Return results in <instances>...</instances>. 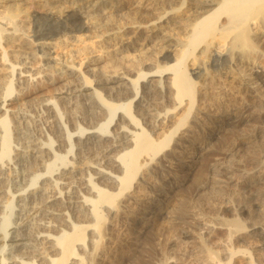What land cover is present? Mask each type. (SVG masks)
<instances>
[{"label":"bare ground","instance_id":"1","mask_svg":"<svg viewBox=\"0 0 264 264\" xmlns=\"http://www.w3.org/2000/svg\"><path fill=\"white\" fill-rule=\"evenodd\" d=\"M163 1L169 5L165 6ZM0 9V264H176L179 258L176 251L173 250L172 255L162 252L166 244L175 248L172 239L170 242L165 238L161 228L162 218L166 217L162 213L170 211V208L166 209L174 199V205L181 209L184 204H190L182 200V194L181 199L176 197L177 190L160 199L161 205L153 217L140 205L139 208H130V203L144 204L146 194L141 188L157 170L175 167L182 171L194 166L196 149L181 147L184 142L194 147L196 131L202 129L195 131L194 127L200 125L202 115L214 117L211 116L213 113H207L208 108L201 106V100L211 90L208 89L209 83L211 87L216 79L226 80L264 104V0H0ZM32 9L42 14L33 15L36 34L41 37L29 41L33 47H30L31 56L13 49L15 60L9 58L8 49L11 51L18 44L21 47L22 38H26L27 33L24 29L21 31L18 22ZM114 11L130 21L127 23L131 32L123 28V23L114 32L108 28L114 22ZM149 11L153 17L146 14L147 19L140 22V13ZM102 12L106 17L100 27L105 36H96V41L80 44L84 42L81 40L78 43L79 36L73 32L85 29L90 19L95 17V21L98 20L96 18ZM141 16V19L145 17ZM62 24L68 31L59 34L57 26ZM174 29L181 35H176ZM140 33L145 37L139 43ZM67 36H74L72 44L73 41L80 44L75 48L83 57L80 55L76 67L73 54L78 52L72 54L68 51L62 58L55 52L64 41H68ZM148 38L156 44L160 42V48L167 54L164 58L169 59L170 64L154 65L144 60L147 50L144 47L150 42ZM95 46L101 49L88 57L92 53L87 54L91 51L89 49H95ZM109 47H112L111 52L106 50ZM34 55L39 61L45 59L53 63L44 62L42 70L40 66L35 71L32 65H28ZM100 60L105 68L101 65L99 69L95 67L94 62ZM120 65H124L123 70ZM81 67H87V71L81 72ZM88 74L96 75L98 83L110 85L109 96L113 98L106 99L96 87H92ZM45 75L48 76L45 85L62 82L63 94L70 88L69 79L65 80L77 78L79 93L90 102V108L92 106L89 111L91 119L98 123L87 130L75 126V133H78L75 136L67 129L69 119L66 118L64 123L61 120L65 115L58 108V102L64 97L45 95L47 98L42 103L45 121L48 127H52L46 143L23 135L20 143L12 145L13 136L20 131L25 117L9 102L16 93L15 87H19L17 98L20 105L27 94L20 85H30L37 80L42 83ZM148 95L152 100L150 105L145 101ZM73 117L74 124L77 120ZM241 118L234 119V124ZM227 138L222 139L224 143L220 144L218 157L211 163L206 162L205 170L198 167L199 170L195 171V201L207 190L210 192L209 188L215 183L212 175L215 176L213 173L219 168L239 166L241 159H231L236 156L232 155L233 150L251 143L247 141L249 138L246 141L243 138L224 148ZM209 143L210 140L199 142L197 150L207 152ZM89 147L98 149L95 161H87L88 155L83 157L84 150ZM261 150L260 156L264 158V149ZM259 174L257 171L244 172L241 187H238L241 191L235 190L233 197L222 202L234 203V212L242 209L248 214L247 220L236 213L231 219L218 215L209 222L198 214L199 202L187 210L192 225L188 228L184 225L185 229L181 231L194 241H189L194 243V264H264V253H260L259 258L255 255L258 252H253L254 239L246 247L238 243L257 234L264 240V178H259ZM239 195L244 203L253 200L254 214L247 204L234 202ZM120 226L127 231L125 237L121 236L125 231L121 233ZM215 228L222 230L217 231L223 234L212 239L210 234ZM142 235L145 236L142 244L147 246L148 253L143 259L129 262L137 252L136 244ZM210 238L213 242H209ZM190 261L193 264L194 259Z\"/></svg>","mask_w":264,"mask_h":264},{"label":"rangeland","instance_id":"2","mask_svg":"<svg viewBox=\"0 0 264 264\" xmlns=\"http://www.w3.org/2000/svg\"><path fill=\"white\" fill-rule=\"evenodd\" d=\"M191 2H188V4H190ZM163 4L165 6L166 5L167 6L169 5L166 1H163ZM183 11H185V10H183ZM29 12H28L27 17L25 19H22L23 21L22 20H19V22H18V23H20L19 24V27H20L21 31H22V29H24V31H26L25 32V34L27 33L26 36H25L26 38H22L23 39V42H21V44H20L21 47L18 44V45H15L13 48H11L12 49L11 51H10V49H8V52H9L8 54H10L9 55L10 56L9 58H13L14 59L13 49L16 50V51H18L19 53H23V55L31 56L32 53H33L32 52L33 47H32V44L29 41H31V40L36 41L37 38L41 37V36H37V34H36L37 25H36L35 20L33 18V15H38L39 13H37V11H35V9L29 10ZM104 14L105 13H103V12L102 13H99V15L96 18L98 20H96V21H95V17H93L92 19H90V21L86 25L84 24L85 25V29L75 30L73 32L76 37L79 36L78 37L79 39L77 38L78 43L81 40H84V42L83 43H80V44H84L85 42H88V41L92 42V40L93 41H96V40H98V38H96V36H99L101 38H103L105 36V35H102L101 34V31H103V30L100 27V25H102V23L104 22V19L106 17V14L105 15ZM140 14L142 15V16L140 15L141 17H143V15L145 16L146 14H147L146 15L147 17L148 16L150 17L151 15H152L151 17H153V13L150 12V11L149 12H145V14L144 13H140ZM39 15H42V14H39ZM114 15H115V16H113L114 22L111 25H109L108 28L109 29H112V32H114L116 30V27L119 26V25H121L123 23L122 24L124 26L123 28H126V30L128 32H131L130 30H132V28H130V26H129L130 24L127 23V21H128V20H126L127 18L124 19L125 17L123 15L121 16L120 12L118 13V12H115L114 11ZM140 16H139V19H140L139 21L140 22H142L145 18L147 19L146 16L143 17L142 19L140 18ZM80 20L83 21L82 18H80ZM128 22H130V21H128ZM57 27H58L57 29L60 31L59 34L62 33L63 31H66V32L68 31V28H66L63 24L62 25H58ZM176 30L177 29H174L173 32L176 33V35H179L180 36L181 35V32L179 30H177V31ZM110 32L111 31H109L108 33H110ZM20 35L21 34L19 32V36ZM67 37H69L70 39L68 38V41H64V44L66 46L64 44H62L64 47L60 45L61 47L59 46L58 49H56V51H55V52H57L58 54L61 55V56L59 55L60 58H62L66 54H68L67 53L68 51L70 53H72V52L74 53L75 51L78 52L77 51V48H75V46L77 47V45L79 46L80 44H75L74 41H73V44H72V40H74V38H73L74 36H72V37L71 36H67ZM82 37H83V39H82ZM142 37L144 38L145 37V34L140 33L139 36H138L139 43L141 42ZM84 38H86V39H84ZM94 38H96V39L94 40ZM148 39H150V42H151L152 38H148ZM69 40H71V41H69ZM77 41H75V42L77 43ZM152 41L154 43L151 42V44H150V42L149 43L147 42L148 44L146 43V46L144 47V48H147V50L145 51V56L146 57L144 58V60L145 61H150L154 65L155 64H160L161 65L162 63L163 64H170L171 61H169V59H167V58H164V56L167 55V54H166V52L164 50H162L160 48V46H159L160 45V42H157V44H156V42L154 40H152ZM30 44H31V46H30ZM71 44H72V46H71ZM96 46H97V44H96ZM15 47H16V49H15ZM19 48H20V50H19ZM22 48H24V49H22ZM67 48H69V49H67ZM98 48L99 47H96L95 49H89L91 51H88L87 54H89V52H92V53L89 54V56L88 55L87 56L88 57H92L93 54H95L97 51H99L101 49V47L99 49ZM106 50H109L111 52L112 47H109ZM103 51H105V50L103 49ZM73 55L76 56V57H74L75 59L73 60L74 61L73 62V65H74V67H76L78 65L77 62H79L81 53L78 52L77 54H73ZM81 57H83V55H81ZM31 58L32 59H30V60H32V61H30L31 63H29L28 65H30V66L32 65L33 66L32 68H34L35 71H37V69H39L40 66L42 64H44V62H48L49 61L50 64L53 63L52 61H50V60L47 61L45 59H42V60L39 61V59H37L35 57V55L32 56ZM33 58H34V60H33ZM103 63L104 62L102 60H100L98 63L97 62H94V65H96L95 67L98 68V69L101 68V67H104L105 68V66H104ZM102 64H103V66H102ZM94 65H92L91 67H94ZM100 65H101V67H100ZM208 65H210V64L208 63ZM120 66L119 67L123 70L124 67L122 68V66H124V65H120ZM207 68L210 69V70H212L213 67L207 66ZM40 70H42V66H41ZM85 70L87 71V67L86 68H82L81 67V72L82 71L84 72ZM213 70H214V68H213ZM87 76H88L89 80L91 81L92 87H96V89L102 95L104 94L103 97H105V98L107 97L106 99H112L113 98L112 96H109L110 95V93H109L110 92V89H108V88L111 87L110 85H102V84L98 83V77L96 75L93 76L92 74H90V75L88 74ZM45 77L47 79L43 77L44 78V80H43L44 82H42V83H40L37 80L36 81L37 85H36L35 82H31L30 85L25 83L27 86L29 85L30 87L29 86L27 87L24 83L20 85V89L23 90V92H24V89H25V92L24 93H27V94L24 95L25 96V98H24L25 100L21 101L22 103L20 105H19L20 101L17 98V93H18L17 88H19V87H15L16 88V91H15L16 93L14 92L15 94H13L12 95L13 97H11L14 101L11 99L9 102L15 107L14 110L17 111V113H19V112L21 114L23 113V115H25V117H24V119H22V121L20 120L21 121V126H20L21 128H20V131L16 134L19 137L18 136L15 137L16 135L13 136L14 139H12V145L20 143L19 142L20 141V138L23 135L24 136L27 135L28 137L30 135L33 139L34 138L40 139V140L42 139V141L44 143H46V138L48 137V134H50L49 132L51 131L52 127L50 128V126L49 127L47 126L48 123L45 121L46 120L45 119V114H44L45 112H44V109L42 107V103H43V100L46 99L48 96L59 95V96L64 97V98L60 99V101L58 102V108L62 112H64V115H65V117L62 116L61 120L64 123L66 121V118L69 119L68 124H66L67 129L70 132H72L75 136L78 134V133H75V132H77L76 129H75V126H78V127L80 126L84 130H87L90 127H96V124L98 123V122L96 123V120L91 119L92 116L89 113V111L92 108V106L90 108V102L87 101V99H86L85 96H83L82 94L79 93V91H78V89H79L78 85L80 86V82H79V80H77V78L70 77V78H67L65 80V81H68V79H69V81H70V85H69L70 88L67 90L68 91L67 93H64L63 94L62 91H63V88L64 87L62 85V82H53L54 84L52 83L51 85H48V84L45 85L44 83L48 81V76L45 75ZM71 80H72V82H71ZM221 80L222 79H220V80L219 79H216L215 80L216 83H215V81L212 82L211 83V87H210V83H209L208 89L211 88L212 93H211V90H208L209 91L208 92L209 94L207 93V95L205 96L206 98L203 97V100H201V103H203V104H201V106H205V108H208L207 109L208 110L207 113H209V114L210 113L211 114L213 113L212 115L211 114L210 115L211 116H214L213 117L214 119L213 118L211 119V117L209 115L208 116L207 115H202L201 122H200V125L199 126H201L202 124L203 125L201 127L197 126V128H196V126L194 127L195 131H196V129L202 128V129H200V131L199 130L196 131V137L198 139L196 138L195 145H193L194 147H191L192 145L189 146L190 143H188V142H184L183 146L181 147V148H185V149H189V147H190V149L191 148L196 149L195 150V164H194V166L191 167L190 169H185V170H182V171L181 170H177V168H175V167H170V168L165 167V168L159 169V171L157 170V172H154V173H152L150 175L151 176L150 177V180L148 178V180H146L147 181V184H144V186L141 188L143 191H145V194H146V196H145L146 197V200H145L144 204H140V203L138 204V203H135V202L130 203V208H133V209L139 208L138 206L140 205V207L144 208V210L147 211V213L149 214V216H152L153 217L154 215L157 214V213L155 214L154 212H156L158 210L159 206L161 205V200L160 199H164L167 195H169V194L171 195V194L175 193L176 190H177L176 197L177 198H180L181 197V194H182V197H181L182 200L184 201V199H185V201L190 204V205L188 204L189 206H187V203L184 204V206L186 205L189 208L182 206V208L184 209L183 210L180 207H178V205L177 206L174 205L175 204V201H174L175 199H174V200H172L174 202L171 201L170 204H169V206H168V208L166 209V210H168L170 208V211L171 210L172 211L170 212L168 210L167 212L166 211L164 212L166 214L162 213L163 215H166V217L162 218L163 219L162 221H164V222L161 224L162 225L161 228H163V230H164V231L162 230L163 233H164V236L168 240L169 239L170 240L172 239L171 241H173V243L175 245V248H174V246H171L170 247L169 245L166 244L165 246H163L164 248H162V252L164 254L166 253L165 255H172L174 253V251H176L175 252L176 257L177 256L179 257V258H177L178 260H177V263L176 264H189V261L190 260L193 261V259H194L193 264L195 263V258H192V256L194 257V255L192 254V253H194V251H193L194 250V247H193L194 246V243H192L194 241H192L193 239H192V237H190V235L187 236V235L183 234L182 231H181V230L185 229V226H186V228H188V225L189 226L192 225V223L190 221V217L187 216L188 215L187 210H190L192 208L191 205L195 206L196 205V202H199L201 204V209H199L200 211H199L198 214L202 218H205L206 217L205 220L206 219H209V222H211V220L213 218H215L216 216H218V215H219V217H223L225 219H231V216H234V214H236V213H237L236 215L238 217H241V216L243 217L244 216L243 218L241 217L242 219H244L245 217H248V214L246 212L243 213V211H241L242 209L239 210L238 212H234L235 211L234 210L235 209V206L233 205L234 203L233 204H230V203L229 204H227V203L223 204V203L225 202V200H227L230 197H233L234 196V193L233 192H235V190H237L238 193L241 191L239 189L241 187L240 181L242 180V175L244 174V172L257 171V173H260L258 177L259 178H264V161H262V160H264V158L260 156V153L262 151L261 149H264V104L260 103L259 99H257V98L255 100V97L254 96H252L250 94H247V92H244L238 86H235L233 84H230L226 80H225V82H223L224 80H222V81ZM73 81H74V83H73ZM218 81H220V83H218L219 85H217V82ZM221 83H223V85H221ZM34 84L36 86H38V87H35ZM215 85H217V87ZM25 86H26L27 89L25 88ZM35 88H36V90H35ZM29 89H31V90H29ZM216 94H217V97H216ZM238 94H240V95H238ZM45 95L47 96L46 98H44ZM73 97H74V99H73ZM209 97H211V98H209ZM242 97L244 99H242ZM38 100H42V101H38ZM77 100H78V102H77ZM145 101H146V103H148V105L152 104V100L149 98V95L145 97ZM39 103H41V106H40ZM12 105H11V107H12ZM87 105H89V106H87ZM16 107L18 109H16ZM209 107H210V109H209ZM23 109H24V111H23ZM77 109H79V110H77ZM82 112H83L84 115H82ZM66 113H68V114H66ZM67 115L71 116V118L70 117L68 118ZM72 115L75 116V117H73ZM254 115L255 116L257 115V116L255 117ZM236 116H238V117H236ZM241 116H242V118H241ZM72 117H73V120L74 119L77 120V121H74V124H73V121H71ZM239 118H241L240 121H238V122L236 121L237 123L234 124L233 121H235V120H237ZM203 129H204V131H203ZM236 130L238 131V133H237ZM211 131L212 132L214 131L213 132L214 134ZM246 131H247V133H246ZM23 132H24V134H23ZM220 133H222V134H220ZM236 133H237V137H235L236 136ZM239 133L241 134V137H240V134ZM249 133H250V135H249ZM19 134H21V135H19ZM201 134H202V136H201ZM204 135H205V137H204ZM245 135H248V136H245ZM223 136H225V137H223ZM226 137H228L229 139L228 138L226 139L227 142H226V145L224 146V148H227L228 146H231L234 141H238V140L243 139V138H246L245 141L249 138L250 140L248 139L247 141L248 142L251 141V143H248V146L247 147H240L241 149L239 148V150L238 149L233 150L234 153L232 152V155L235 154L236 156H232L231 155L232 156L231 159H232V161L234 159L237 160V161L241 159V161H238V165L239 166L234 167L233 169H231L229 167L227 168V166H225V167L222 166L221 168H219L218 169L219 171L217 170L215 173H213V174H215V176L212 175V177L214 179V182H215L214 184L216 186H218V187H216L213 184L214 186L212 185V188H209L210 192L207 190V192L205 194H202L200 197H198V199H199V200L197 199L198 201H195L196 200V199L194 200V198H196V197H194L195 196V194H194V189H195L194 186H195V183H196V178H195L196 174L195 173L199 170V168L202 170V168L204 166L206 167V162H210L211 163V162H213L218 157L219 152L221 151L220 150V148H221L220 147L221 146L220 144H222V142H223L222 139H224ZM15 138H17L18 140H15ZM54 138L55 137L53 136V139ZM235 139H237V140H235ZM55 140H56V138H55ZM207 140H210V143H211V144L209 143L211 145V147L209 145V147H208L209 149L207 148L208 150H206L207 152H205L204 150H200V149L197 150L198 143L199 142H205ZM252 145H253V147H252ZM254 146L255 147H258L257 150H259V151H257L256 149H253V148H255ZM16 147H18V146H16ZM243 148H247V149H243ZM85 150L83 152L84 153L83 154L84 155L83 157L86 158V156L88 155L87 158H86L87 161H95L96 160V157L98 155V149L96 147H93V148L92 147H89L88 149H85ZM248 150H250V151H248ZM254 150H256L257 153ZM235 151H237V152L235 153ZM248 152H250V153L248 154ZM253 152L255 154H252L251 155V153H253ZM252 156L254 157V159L256 158L257 161L254 160V159L252 160L251 159ZM259 156L261 158H258ZM250 159L252 160V162H251ZM259 159H260V161H258ZM259 163H260V165H259ZM196 167L197 168L199 167V168L196 169ZM205 169L203 168V170H205ZM260 175L263 176V177H261ZM2 186L3 187H6L5 184H2ZM230 187H232V188H230ZM233 188H235V189H233ZM217 189L219 191H217ZM173 191H175V192H173ZM227 197H229V198H227ZM239 197H240L239 199H241V200L235 199L236 201H234V202L235 203L239 202L241 205H243V203H244L245 200L244 199L242 200V198H241L242 196L241 195H239ZM157 200H159V201H157ZM176 202H178V201H176ZM221 204L224 205V206H220ZM246 204L247 203H244V205H246ZM144 205H146V206H144ZM228 206L230 208H228ZM246 206H247V208L250 206V208H248V209H249V211H250V209H252V211H251L252 214L255 213V211H254L255 210V206L253 204V200L248 201V204ZM218 208H219V210H218ZM203 209H204V211H203ZM220 209H221V211H220ZM216 210H218V211H216ZM182 212H183V214H182ZM232 213H233V215H232ZM184 214H186V215H184ZM183 218L185 219V222H184V219ZM210 218H211V220H210ZM181 219H183V220L181 221ZM245 219L247 220V218H245ZM151 220L152 219H150V222H151ZM170 222H171V224H170ZM169 224H170V226H169ZM124 226H125V224H124ZM124 226L123 227L120 226L121 228L119 227L120 230H121L120 231L121 233L123 231H125V232H123L121 234L122 237H125L127 235V231L126 230H123L127 226H125V227ZM217 230L222 231V230H220L218 228L213 229V232L210 234V237L212 239L215 238V237H216V239L217 238H220L221 235L223 234V232H221L222 233L221 234ZM213 233H215L214 236H213ZM143 237H145V236L142 235V237L138 240V242L136 244L137 247H138V248H136V251L137 252H135L134 255L129 259L130 260L129 262H133L135 260H140V259H143L144 257H146V254L148 253V251H147V246L146 245L143 246V244H142L143 243V241H142ZM253 237L254 238H248V239H246V241L243 242V243L241 241H238V243L240 242L242 244L239 243V245H242V246L245 245V247H246V245H248V243H252V239H254L253 240V242H254L253 243V246H254L253 252H255V251L258 252L259 255L258 254H255V255L258 256L259 258H261L260 257L261 254L260 253H264V240H262V238H260V235L259 234L253 235ZM255 237H257V238H255ZM211 238L209 239V242L210 241L213 242V240ZM190 240L192 242L189 243ZM247 241H249V242H247ZM175 242H178V244L175 243ZM179 243H181V244H179ZM183 243H184V245H182ZM168 246H169V248H168ZM176 246H179V247H176ZM182 246L185 247V250L186 251L184 250V248ZM260 247H261V249H260ZM166 248L169 249V250H167ZM256 249H258V250H256ZM165 250H167V251H165ZM188 251H189V254H188ZM183 252H185V253H183ZM187 255H189L190 257L187 256ZM186 258H188V259H186ZM190 264H192V262Z\"/></svg>","mask_w":264,"mask_h":264}]
</instances>
